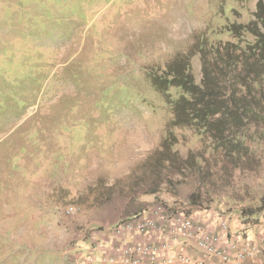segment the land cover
I'll return each mask as SVG.
<instances>
[{"label": "rangeland", "instance_id": "rangeland-1", "mask_svg": "<svg viewBox=\"0 0 264 264\" xmlns=\"http://www.w3.org/2000/svg\"><path fill=\"white\" fill-rule=\"evenodd\" d=\"M255 2L0 0V264H71L70 250L102 221L187 209L195 191L203 205L192 216L241 234L240 211L264 200V146L236 167L186 133L174 150L204 152L205 173L156 178L142 165L172 119L151 73L192 52L199 83L205 7L247 18ZM100 186L112 188L105 199ZM62 188L71 195L59 202Z\"/></svg>", "mask_w": 264, "mask_h": 264}, {"label": "trees", "instance_id": "trees-1", "mask_svg": "<svg viewBox=\"0 0 264 264\" xmlns=\"http://www.w3.org/2000/svg\"><path fill=\"white\" fill-rule=\"evenodd\" d=\"M208 7H205L208 13L205 32L198 39L199 83L191 73L192 52L175 54L163 69L150 76L153 88L169 103L172 113L158 149L142 165V168L151 165L156 178H161L170 168L190 171L194 175L205 173L206 169L198 163H207L204 152L189 150L187 157L182 158L174 150L186 133L203 143V151L210 149L220 160L236 167L252 164L254 155L264 146V0H256L253 10L247 8V18L239 8H233L232 15L226 16L221 7L213 11ZM192 49L197 48L193 46ZM172 89L179 90L176 97L172 96ZM98 189L104 199L112 192V188L100 186ZM88 192L92 189L77 197L80 204L86 203L91 195ZM52 195L54 193L49 196ZM70 195L69 190L62 188L59 202ZM93 197L99 199L96 194ZM202 205V196L195 191L187 197V209L171 207L167 214L192 216ZM137 216L139 214L126 219ZM239 219L244 236L249 230L264 227V200H259L257 206L242 209ZM102 230H90L85 247L91 246L93 236ZM82 247L70 250L71 264H75L74 256Z\"/></svg>", "mask_w": 264, "mask_h": 264}, {"label": "built area", "instance_id": "built-area-1", "mask_svg": "<svg viewBox=\"0 0 264 264\" xmlns=\"http://www.w3.org/2000/svg\"><path fill=\"white\" fill-rule=\"evenodd\" d=\"M220 233H209L205 225L193 216L183 213L167 214V209L159 205L152 216H137L118 221L112 227L97 232L92 238V245L77 250L75 264H245L246 260L260 252V247L248 245L239 248L235 240L228 238V224L225 220L218 223ZM264 229V228H263ZM222 232V233H221ZM169 235V241L125 242L133 235L152 236ZM224 234L226 239H222ZM195 239L198 249L209 256V260L193 258L188 254L160 255L168 251L172 244ZM86 254V255H85Z\"/></svg>", "mask_w": 264, "mask_h": 264}, {"label": "crops", "instance_id": "crops-1", "mask_svg": "<svg viewBox=\"0 0 264 264\" xmlns=\"http://www.w3.org/2000/svg\"><path fill=\"white\" fill-rule=\"evenodd\" d=\"M133 217V215H130L128 213L125 214V219ZM194 218L196 216H193ZM201 221L205 227L206 230L209 233H220L218 228V221L214 220L213 222L210 221V218H195ZM116 223V220H110L108 222H101L99 225L105 230L106 228L112 226ZM249 230L246 235L237 234V231L228 233V238L235 240L237 243V246L239 248L246 247L248 245H256L260 247V252L256 254L254 257L249 258L246 260L245 264H264V229L262 227H259V230ZM222 233V232H221ZM222 239H226V236L224 234L221 235ZM136 242V243H143V242H153L155 244L161 243L163 241H169V235L167 233L163 235L154 234L152 236H145V235H133V237L125 239V242ZM180 253H185L190 255L193 258H203L206 260H209V256L206 255L203 251L198 249L195 244V239H191L188 242L181 241L177 244H172L171 249L168 251H160V255H178ZM213 261L218 264V259L213 258Z\"/></svg>", "mask_w": 264, "mask_h": 264}]
</instances>
